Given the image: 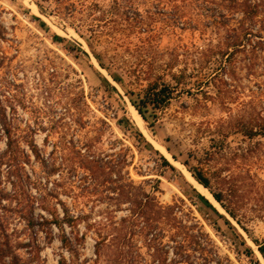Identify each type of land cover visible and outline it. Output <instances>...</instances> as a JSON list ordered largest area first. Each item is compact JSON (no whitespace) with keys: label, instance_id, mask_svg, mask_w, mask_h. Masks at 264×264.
Listing matches in <instances>:
<instances>
[{"label":"rangeland","instance_id":"1","mask_svg":"<svg viewBox=\"0 0 264 264\" xmlns=\"http://www.w3.org/2000/svg\"><path fill=\"white\" fill-rule=\"evenodd\" d=\"M114 1L100 2L114 9ZM118 1L122 13L105 23L93 20L99 12L63 14L54 0H0V242L8 258L264 264V137L236 129L241 115L264 118V50L222 57L227 29L211 25L204 9L215 0ZM179 15L194 24L183 28ZM86 23L97 25L88 31ZM180 70L179 85L171 74ZM159 74L185 89L165 108L149 107L147 122L133 101ZM196 167L215 190L219 174L244 184L247 231L195 186ZM143 192L165 207L152 230L137 203Z\"/></svg>","mask_w":264,"mask_h":264},{"label":"trees","instance_id":"2","mask_svg":"<svg viewBox=\"0 0 264 264\" xmlns=\"http://www.w3.org/2000/svg\"><path fill=\"white\" fill-rule=\"evenodd\" d=\"M52 1V0H43ZM57 3L58 9H61L63 14L73 16L77 12L87 13L89 17L95 15V13H100V18L93 19L94 21H116L113 20V15H119L122 13L123 7L115 0L116 7L114 9H109L104 4H101V0H54ZM214 8L208 6L204 8L208 13L205 15L209 18L211 25H214L218 30L225 28L227 29V35L224 37L222 48L219 52L223 58L226 57L227 60L231 59L236 53L241 52L245 49L248 50L250 46L253 48L251 52L255 51L256 48L264 50V0H215ZM126 7L125 10L132 9L131 7ZM124 10V12H126ZM115 12H118L115 14ZM111 14V15H110ZM129 17V12L124 13ZM125 20V19H124ZM133 21V23L128 22L131 28H137L134 19L129 17L125 21ZM194 18L186 15H179L175 20L176 23L184 26L186 24H194ZM255 22L262 23V28L256 29L254 26ZM88 31H92L96 24L86 23ZM208 26L207 24L205 25ZM258 30V31H257ZM83 36V34H82ZM178 54L174 55V61L179 58ZM100 63L103 67L104 64L102 60ZM181 71V70H180ZM181 74L173 72L171 74L172 78L178 82V84H184L181 82ZM164 74H159L156 78H145L148 81L147 86L144 89L143 96L139 101H133L134 107L142 115L145 121L148 122V108L153 109H163L175 98V93L179 94L183 92L184 87L179 90L177 85H172L171 83L164 80ZM202 82H199L201 84ZM157 116V114H156ZM236 124L237 131L243 133L250 139H254L258 136L264 137V118L257 116H244L241 115ZM154 122H151V125ZM10 137V136H9ZM8 147L12 146L11 138L7 143ZM165 164L171 166L170 161L164 157ZM194 178L203 184L205 187L210 189L215 199L221 204V206L233 217L237 223L242 226L246 231L245 223L251 219L248 216L246 204V191L243 190L244 184L239 183L234 176H224L218 175L220 179L219 185L220 189L215 190L213 188L212 179L213 176L210 175L204 168L196 167L192 171ZM252 179V177H249ZM248 186V185H247ZM254 187V186H253ZM206 201L210 204L209 200ZM141 213L145 217V227L149 229L155 228L157 223L159 224V219H162L164 215L161 214L162 210H165L163 206L158 204L156 198L152 197L147 192H143L140 199L137 200ZM261 209V208H260ZM153 215L150 214V211ZM256 210L255 208L253 209ZM221 217H226L224 214ZM229 223V220L226 218ZM9 246L8 243L0 242V262L2 264H19L17 256H11L8 258ZM61 264L63 261L61 260Z\"/></svg>","mask_w":264,"mask_h":264},{"label":"bare ground","instance_id":"3","mask_svg":"<svg viewBox=\"0 0 264 264\" xmlns=\"http://www.w3.org/2000/svg\"><path fill=\"white\" fill-rule=\"evenodd\" d=\"M140 114V113H139ZM141 115V114H140ZM142 116V115H141ZM141 119L142 120H144L143 119V117H141ZM166 157H167V159H169V157L167 156V155H165ZM170 160V159H169ZM170 161H172V160H170ZM173 163H175V164H177L176 162L177 161H175L174 159H173V161H172ZM178 165V164H177ZM179 166V165H178ZM191 172V171H190ZM192 173V172H191ZM193 175V174H192ZM191 174H190V178H191V180L193 181V183L195 184V186L202 192V193H204L205 195H206V197L208 196L215 204H218L219 202L215 199V197H214V195H212L211 194V192H210V190L207 188V187H205L203 184H201V183H199V181L197 180V179H195L193 176H192ZM207 197V198H208ZM208 198V199H209ZM209 199V200H210ZM210 200V201H211ZM220 204V203H219ZM225 211V210H224ZM225 215L229 218V219H231V218H233V217H231L230 216V214L226 211L225 212ZM234 219V218H233Z\"/></svg>","mask_w":264,"mask_h":264}]
</instances>
